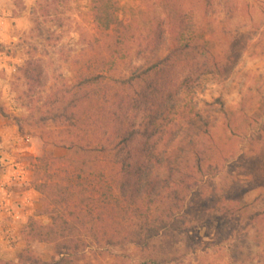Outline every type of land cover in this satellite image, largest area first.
I'll return each instance as SVG.
<instances>
[{
    "label": "rangeland",
    "instance_id": "1",
    "mask_svg": "<svg viewBox=\"0 0 264 264\" xmlns=\"http://www.w3.org/2000/svg\"><path fill=\"white\" fill-rule=\"evenodd\" d=\"M116 1L119 18L130 19L137 35L146 33L153 2ZM186 3L192 27L180 39L211 40L228 71L225 77L200 76L184 86L183 98L191 112L210 118L213 131L233 139V154L207 187L190 196L155 247L88 239L90 246L74 253L81 264H264V0H217L209 16ZM102 34L91 0H0V201L9 204L0 219V264H30L19 260L25 249L42 261L59 259L54 242L26 237L30 218L52 224L53 206L35 180L93 184L99 194L113 184L109 171L98 166L89 172L81 154L64 145L70 138L66 124L44 120L51 116V98L79 78L78 67L103 70ZM165 54L163 49L160 56ZM145 58L133 48L119 72L128 75ZM88 60L95 67L89 69ZM183 76L176 75L171 84L178 85ZM40 157L63 159L54 168L56 177L35 159Z\"/></svg>",
    "mask_w": 264,
    "mask_h": 264
},
{
    "label": "trees",
    "instance_id": "2",
    "mask_svg": "<svg viewBox=\"0 0 264 264\" xmlns=\"http://www.w3.org/2000/svg\"><path fill=\"white\" fill-rule=\"evenodd\" d=\"M151 1L150 28L137 35L131 20L117 15L116 0H91L93 20L104 29L100 52L106 63L98 73L78 67L79 78L51 98V116L44 120L61 127L66 124L70 138L64 145L70 143L69 149L81 154L89 172L98 166L109 171L113 184L99 194L93 184L63 185L56 179L46 185L35 180L53 206L52 224L30 218L26 237L54 242L59 259L42 261L25 249L20 261L81 264L83 260L74 253L86 250L88 239L98 244L155 247L156 239L171 231L181 217L190 196L207 187L214 172L233 154V139L225 140L213 131L210 118L191 112L183 98L184 86L200 76L225 77L227 63L215 57L211 40L180 39L192 27L185 11L187 0ZM216 1L190 0L205 16L211 15ZM94 41L101 42L96 36ZM135 47L146 55L145 62L122 75L120 63ZM163 49L166 54L160 56ZM86 64L89 69L95 67L89 60ZM181 72L185 76L173 86ZM28 78L34 80L33 72ZM35 159L43 162V169L53 171V177L63 160L51 158L58 161L55 164L50 158Z\"/></svg>",
    "mask_w": 264,
    "mask_h": 264
},
{
    "label": "crops",
    "instance_id": "3",
    "mask_svg": "<svg viewBox=\"0 0 264 264\" xmlns=\"http://www.w3.org/2000/svg\"><path fill=\"white\" fill-rule=\"evenodd\" d=\"M3 190H5V189H3ZM8 206H9L8 203H3L2 201H0V219H1V217H3V214L8 213V210H7V209H9ZM12 212H14V211H12Z\"/></svg>",
    "mask_w": 264,
    "mask_h": 264
},
{
    "label": "built area",
    "instance_id": "4",
    "mask_svg": "<svg viewBox=\"0 0 264 264\" xmlns=\"http://www.w3.org/2000/svg\"><path fill=\"white\" fill-rule=\"evenodd\" d=\"M0 187H2V186H0ZM16 216L19 217V214H17Z\"/></svg>",
    "mask_w": 264,
    "mask_h": 264
}]
</instances>
